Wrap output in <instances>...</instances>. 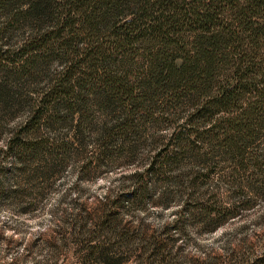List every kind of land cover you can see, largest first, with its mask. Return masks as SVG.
Returning a JSON list of instances; mask_svg holds the SVG:
<instances>
[{
    "label": "rangeland",
    "instance_id": "rangeland-1",
    "mask_svg": "<svg viewBox=\"0 0 264 264\" xmlns=\"http://www.w3.org/2000/svg\"><path fill=\"white\" fill-rule=\"evenodd\" d=\"M7 19L0 15V46L17 51L32 24ZM46 55L33 70L25 59L14 61L12 51L0 52V95L14 93L0 101V151L20 127L19 141L35 144L25 161L17 159L22 148L0 153V264H250L263 254L264 131L247 154L258 166L238 167L215 143L197 144L167 174L152 176L148 191L136 196L139 184L131 175L170 143L189 104L160 101L169 105L154 110L150 121L139 120L129 135L137 133L132 142L116 140L104 150L105 139L96 138L105 121L100 107L91 103L80 124L75 111L63 109L56 117L36 105L47 75L60 68L53 54ZM34 105L45 114L28 123ZM162 180L168 198L160 197ZM106 214L117 217L114 237L95 230ZM126 237L129 244L122 242ZM155 238L166 243L161 263L153 255ZM92 245L96 255L109 253L111 259L90 258Z\"/></svg>",
    "mask_w": 264,
    "mask_h": 264
},
{
    "label": "trees",
    "instance_id": "trees-1",
    "mask_svg": "<svg viewBox=\"0 0 264 264\" xmlns=\"http://www.w3.org/2000/svg\"><path fill=\"white\" fill-rule=\"evenodd\" d=\"M0 15L7 22L30 21L33 28L17 51L0 46V52L12 51L14 61L25 59L33 70L46 54L60 63L47 75L36 105L56 117L63 109L75 111L80 124L91 103L100 107L105 121L96 138L100 143L105 139L104 150L116 140L132 142L137 133L129 135L139 120L150 121L154 110L169 105L162 107L160 101H187L190 109L177 134L147 168L131 175L139 184L134 195L147 192L152 176L167 174L197 144L215 143L238 167L259 165L247 154L264 131V0H0ZM123 18L128 19L118 25ZM5 96L12 99L14 93L0 95V101ZM36 105L26 122L45 114ZM23 128L0 153L16 154L22 148L15 156L22 161L29 158L27 152L34 153L33 141L18 139ZM162 182L160 197L168 198L167 182ZM117 226L113 214L94 225L110 237ZM153 243L154 258L164 262L166 243L159 238ZM95 249L90 247V258L111 259L109 253L96 255ZM250 264H264V252Z\"/></svg>",
    "mask_w": 264,
    "mask_h": 264
}]
</instances>
